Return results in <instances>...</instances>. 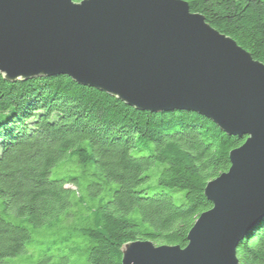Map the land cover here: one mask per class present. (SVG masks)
Masks as SVG:
<instances>
[{"label":"trees","instance_id":"trees-1","mask_svg":"<svg viewBox=\"0 0 264 264\" xmlns=\"http://www.w3.org/2000/svg\"><path fill=\"white\" fill-rule=\"evenodd\" d=\"M184 1L264 63V0ZM245 141L205 116L138 111L66 76L0 75V264H122L128 243L187 247L212 208L207 184ZM237 257L264 264V218Z\"/></svg>","mask_w":264,"mask_h":264},{"label":"water","instance_id":"water-1","mask_svg":"<svg viewBox=\"0 0 264 264\" xmlns=\"http://www.w3.org/2000/svg\"><path fill=\"white\" fill-rule=\"evenodd\" d=\"M0 75L66 76L138 111L205 116L246 138L207 184L185 248L126 244L122 264H240L264 218V63L184 0H0Z\"/></svg>","mask_w":264,"mask_h":264},{"label":"rangeland","instance_id":"rangeland-1","mask_svg":"<svg viewBox=\"0 0 264 264\" xmlns=\"http://www.w3.org/2000/svg\"><path fill=\"white\" fill-rule=\"evenodd\" d=\"M68 188H72V186H68Z\"/></svg>","mask_w":264,"mask_h":264}]
</instances>
